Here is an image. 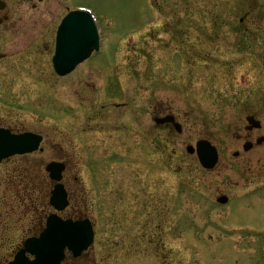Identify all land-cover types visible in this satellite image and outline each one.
I'll list each match as a JSON object with an SVG mask.
<instances>
[{"label": "rangeland", "instance_id": "374dc122", "mask_svg": "<svg viewBox=\"0 0 264 264\" xmlns=\"http://www.w3.org/2000/svg\"><path fill=\"white\" fill-rule=\"evenodd\" d=\"M33 1L37 7L23 3L18 11L22 21L6 34L12 49L19 52L15 67H4L0 75V125L41 133L43 150L0 164V264H7L24 239L37 235L46 216L56 212L49 205L54 183L45 165L73 157L79 162L78 178L84 187L100 185L87 195L88 214L77 215L72 203L59 212L62 217H89L93 223L94 242L74 258L76 264H255L254 239L259 234L248 232V240L244 230L230 228L238 219L226 217L229 207L213 203L205 208L196 203L188 210L191 212L182 214L166 200L157 206L151 192L156 188H141L139 181L164 175L176 186L180 156L184 159L181 173L192 175L197 189L227 191L225 167L230 156L226 154L234 150L232 138L244 125L248 91L255 94L253 89L261 86L264 92V52L256 51L259 40L249 48L240 21L249 10L261 12L260 0ZM76 8L91 9L96 15L104 55L109 58L115 52L114 59L122 66V84L134 87V125L147 120L143 107L153 94L184 112L183 133L172 135L167 151L172 155L170 170L158 160L160 152L150 146L146 129H134V192L144 189V196L134 203L131 188L126 187L130 176L123 175L127 180L122 181L121 191L112 188L106 176L118 181L114 175L120 174V168L129 174V157L113 159L108 174L101 162L99 166L89 159L91 150L84 148L86 134L80 131L85 124L82 87L70 86L69 77L56 80L54 76L51 59L56 30L63 16ZM101 56L90 58L83 67L95 65ZM95 82L101 100L105 93L102 82ZM204 137L222 152L218 165L210 171L195 161V154L186 152L189 143L194 145ZM24 167L28 168L26 175L21 173ZM70 174L65 172L63 180L69 186ZM173 190L171 187V195ZM39 215L40 226L35 230L32 218L35 221ZM209 219H220L226 228L210 230ZM198 222L200 227H196Z\"/></svg>", "mask_w": 264, "mask_h": 264}, {"label": "flooded vegetation", "instance_id": "af4514ba", "mask_svg": "<svg viewBox=\"0 0 264 264\" xmlns=\"http://www.w3.org/2000/svg\"><path fill=\"white\" fill-rule=\"evenodd\" d=\"M36 1L41 2L43 0ZM23 3H29L32 8H36L38 5L33 0H0V75L4 67L14 68L17 64V58L15 57L19 51L12 49V42L6 34L8 35L12 30L14 31L18 27L17 23L22 21V16L18 11ZM260 10L259 14H254L253 10H249L245 14V18H241L240 21L243 27V35L247 39L249 48L257 46V40H259L260 48L256 51L262 53L264 52L263 0H260ZM45 48L46 46L44 45L42 49ZM38 53L39 51L36 52V55ZM42 53L43 51H41ZM101 58V61L95 65L83 67L89 59L78 64L65 77H69L70 86L78 84V86L82 87L81 91L84 92L82 101H84L85 124L80 131L86 134L84 148L91 150L88 153L89 159L95 161L96 165L99 166L101 162L106 169L105 173L108 174L111 173L108 166L113 159L117 160L118 157L120 160V158L129 157L132 165L129 174H123L120 168V174L114 175L118 181L110 177V175L106 176L108 181H112L110 183L112 184V188L118 191H121L123 188L122 181L127 180L123 175L130 176V185L126 187L131 188V196L134 203V200L137 199L136 201H138L144 196L141 193V190L144 189L134 192V129H146V134H148L151 140L150 146L160 152L158 160L162 161L168 170H170L172 155L167 151L172 142V135L183 133L184 121L182 120V116L184 112L180 109L171 108L166 103L164 97L153 94L149 97L147 107H143L146 110L147 120L140 123V125H134V90L132 89L134 87H130L127 82L122 84L121 62L114 61L112 57L107 58L105 55H102ZM32 62L35 63L34 61ZM35 64L38 63L36 62ZM54 76L56 80L61 78L56 74ZM132 76H134V70L132 71ZM95 80L102 82L100 85L105 93L100 96L101 100L97 96L99 88ZM90 86L92 87L91 93ZM253 91H256L255 94H251L248 91L244 110V125H242V129H236V136L232 138L235 148L230 155L226 154L230 156L229 158L227 157L228 162L225 167L228 187L226 192H205L197 189L196 184H194L195 181H192L190 178L192 175L181 173L183 171L184 159L180 156L178 159L180 161L178 164L179 169H176L178 173L174 175L177 177L176 186L175 184H171L170 179L164 177V175L157 179L147 178L138 183L141 188L149 186L150 188L152 187V190L156 188L151 192H153L152 201L157 202V206L163 203V200H166L167 203L171 202L173 208L174 206L179 207L182 214L191 212L188 210H192L194 207L192 205L196 203H202L205 208H211L213 203L220 207H229V215L226 217L238 219L231 222L230 228L242 229L247 234L248 232L250 234H259L256 238L257 241L254 239L258 252L255 264H259L264 259V244L261 243L264 240V119L262 117V112L264 111V92L261 86L253 89ZM73 115H75L74 112ZM0 126L14 129V127L8 124ZM97 133H101L102 136L98 137ZM204 138L211 141L208 137ZM211 142L216 146L218 152V162L212 168L214 169L222 158V152L217 144L213 141ZM191 145L189 143L186 146V152L193 155L194 153H190L187 149ZM62 161L66 164L65 172L71 173L69 177L72 182L71 187L63 181L68 192L69 204L72 203L75 206L73 209L75 208L74 211L77 215L88 214L91 206L87 204V195L91 191L96 192L99 189L97 187L100 185L92 183V186H88L87 189L78 178L80 169L77 159L75 160L73 157L68 161ZM72 161H74V164L71 165ZM195 161L199 163L198 159H195ZM212 169H208V171ZM65 172L63 180L65 179ZM194 177L196 176L194 175ZM104 181H106V178ZM171 187L174 189L172 195L170 194ZM219 199L225 200L221 202ZM233 210H235L234 213ZM37 218L35 221L32 218L34 223L32 228L35 230L40 226L41 216L39 215ZM257 219L259 220L256 221ZM214 221L215 219L212 221L211 219L208 220L211 224L210 230L212 227L219 229L226 228L224 227V223L219 222L220 219H216V222ZM183 223L186 225L187 222ZM200 226L201 224L198 222L196 227ZM183 228L185 227L183 226ZM250 234L247 235V237L249 236L248 240L251 238ZM248 258L252 259L250 255H248ZM74 261L73 258H67L65 264H76ZM250 264H252V261H250Z\"/></svg>", "mask_w": 264, "mask_h": 264}, {"label": "water", "instance_id": "95a60500", "mask_svg": "<svg viewBox=\"0 0 264 264\" xmlns=\"http://www.w3.org/2000/svg\"><path fill=\"white\" fill-rule=\"evenodd\" d=\"M99 48V35L92 15L88 11H71L62 20L57 33L54 65L60 75L69 73L79 62ZM41 137L25 132L13 134L8 129H0V162L13 154L31 152L38 148ZM190 153L196 151L202 165L208 169L218 161L217 150L207 140H199L197 148L187 147ZM64 165L50 162L46 166L52 179L60 181ZM224 202L225 199H219ZM50 203L63 210L67 195L60 183L55 185ZM94 231L88 219H63L58 214L48 216L45 228L37 237H29L23 247L8 264H61L66 250L79 256L93 242ZM28 254L34 256L33 259Z\"/></svg>", "mask_w": 264, "mask_h": 264}, {"label": "trees", "instance_id": "16d2710c", "mask_svg": "<svg viewBox=\"0 0 264 264\" xmlns=\"http://www.w3.org/2000/svg\"><path fill=\"white\" fill-rule=\"evenodd\" d=\"M22 170H23L24 172L22 171L21 173H23V174H25V175L28 174V172H27L28 168H27V167H24ZM31 173H32V171H31ZM33 173H34V172H33Z\"/></svg>", "mask_w": 264, "mask_h": 264}, {"label": "bare ground", "instance_id": "6f19581e", "mask_svg": "<svg viewBox=\"0 0 264 264\" xmlns=\"http://www.w3.org/2000/svg\"><path fill=\"white\" fill-rule=\"evenodd\" d=\"M39 147H41V144L39 145ZM65 172V171H64ZM64 172H63V175H64ZM90 248V247H89ZM88 248V249H89ZM85 252V251H84ZM84 252H82V254L81 255H83L84 254ZM66 258H67V256H66ZM66 258H65V260L61 263V264H64V262L66 261Z\"/></svg>", "mask_w": 264, "mask_h": 264}]
</instances>
